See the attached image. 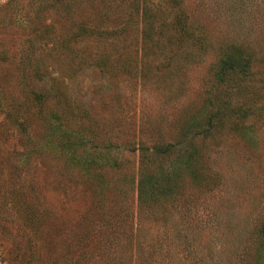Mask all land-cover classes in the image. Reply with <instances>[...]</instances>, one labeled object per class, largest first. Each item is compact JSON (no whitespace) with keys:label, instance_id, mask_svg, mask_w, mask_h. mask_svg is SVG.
Segmentation results:
<instances>
[{"label":"rangeland","instance_id":"1","mask_svg":"<svg viewBox=\"0 0 264 264\" xmlns=\"http://www.w3.org/2000/svg\"><path fill=\"white\" fill-rule=\"evenodd\" d=\"M81 1L68 11L61 2L0 0V264H16L18 256L25 252L28 237L31 241L37 237L29 247H36L41 264H61L69 255L67 248L93 247L97 239L105 237L116 249L110 255H119L124 264L134 245L139 255L141 248L136 243L131 247L132 228L129 230L128 222L120 221L136 208L132 182L136 152L130 148L136 147L137 141L150 145L154 139L173 138L184 119L197 112L202 89L207 85L203 76L208 59L204 63H190L178 76L159 79L160 83L148 80L132 85L130 81L134 80L125 75L105 77L94 65L82 62L79 55L70 57L63 53L61 59L52 61V67L46 68L48 74L57 70L58 80L63 79L62 95L49 99L37 112L27 89L31 85H44L46 78L30 74L26 64L20 63L26 59L17 48L25 46L35 30L38 35L40 24L46 19L58 25L56 30L64 29L67 20L63 17L80 11ZM219 2L206 0L205 5L193 9V18L210 30L213 37L239 39V15H233L239 5L224 11ZM250 3L247 2L246 12L242 11V25L253 27L250 35L264 50V16L254 15L248 8ZM44 60L50 62L51 58ZM120 79H127L130 85ZM65 81L67 85L63 86ZM155 85L156 90L152 88ZM235 95L231 96L233 101L239 102V94ZM243 99L255 101L249 95ZM256 100L261 103L264 94L258 92ZM77 102L89 111H82L85 112L80 113L82 117L75 112ZM50 108L55 113L50 115ZM5 109H10V115L5 114ZM58 115L64 119L61 125ZM20 116L28 123L24 130L13 122ZM221 125L226 130L224 127L221 130L220 147L208 150L206 158V168L220 173L218 188L213 194L200 193L203 198L193 209L198 221L188 232L197 251L191 252L192 260L181 262L176 258L173 264H240V252L251 253L253 261V253L259 248L254 247L256 241L251 230L259 219H264V145L259 149L242 138L239 128L234 129L237 125L234 121L225 120ZM251 125L264 140V121L259 127L257 123ZM87 126L103 142L109 139L124 147L121 155L126 158L122 159V165L99 167L91 162L82 166L80 159L70 156L59 140L60 134L74 133ZM115 152L121 156L120 150L112 151ZM189 188L187 182V192ZM29 204L42 210L36 234L30 221L24 223L26 213L17 214ZM34 206L27 207L34 209ZM103 215L106 222L93 228V221ZM161 215L165 217L168 212ZM173 216L169 215L167 224L176 220ZM142 220L148 229L147 236L161 229L158 219ZM216 224L219 226L214 227ZM90 227L94 232L91 229L86 240L76 244V238ZM143 234L144 230L140 231L139 235ZM144 255H148V250L144 249ZM154 255L161 262L167 258L163 252L150 256Z\"/></svg>","mask_w":264,"mask_h":264},{"label":"trees","instance_id":"2","mask_svg":"<svg viewBox=\"0 0 264 264\" xmlns=\"http://www.w3.org/2000/svg\"><path fill=\"white\" fill-rule=\"evenodd\" d=\"M44 1L46 3V0H35L39 4ZM47 1L61 2L68 11L76 7L78 2ZM217 1H220L224 11L239 5V10L236 8L232 11L233 15H239V39L213 37L210 30L193 18V9L205 5L206 0H82L80 11L74 16L70 13L63 17L67 20L64 29L56 30L58 25L46 19L40 24L38 35L35 30L27 38L26 45L17 48L26 59L20 60V63L26 64L30 74L35 78H46L44 85H31L27 89L37 112L43 109L49 99L62 95L63 79L58 80L57 70L48 74L46 68L51 66L52 61L61 59L63 53L70 57L79 55L82 62L85 60L94 65L105 77L125 75L134 80L130 81L132 85L137 81L140 84V81L146 83L148 80L160 83L159 79L178 76L188 64L204 63L208 59L207 71L203 76L207 85L202 89V101L197 112L184 119L173 138L164 141L152 139L150 145L137 141L136 147L130 148L136 152L132 175L136 208L129 210L127 218H121L120 221L128 222L129 230L132 228L131 247L136 243L141 251L138 255L134 250L135 245L130 248L131 254H126V264L132 261L136 264H173L176 258L184 262L191 259V252L197 251L196 242L188 232L189 227L198 221L193 209L203 198L200 193L213 194L218 188L220 173L206 168V158L208 150L220 147L223 121H234L237 124L235 131L239 128V135L252 145L259 149L264 145L262 135L256 134L255 126L251 125L253 122L259 127L264 121V100L256 103L257 93L264 94V50L250 35L253 27L242 25L241 20L242 11L246 12L249 1L248 8L254 15L258 13L264 16V0ZM48 56L51 61L45 62ZM258 65L263 68L259 69ZM120 80L130 85L127 79ZM104 88L110 89L109 86ZM152 88L155 89L156 85ZM233 94H236L235 97L239 94V102L237 99L233 101ZM247 95L255 101L246 102L243 96ZM54 105L56 108L57 104ZM74 107L79 117H82V111L89 112L80 102ZM4 112L10 115V109ZM52 113L55 112L50 108L49 114ZM58 117L61 125L64 119L62 115ZM25 119L20 116L13 122L24 130V125H28ZM70 134H60L59 140L72 158L80 159L82 166L92 162L99 167H119L123 164L122 159L126 158L121 155L124 147L109 139L103 142L90 126ZM113 150H120L121 156H116L117 152L112 153ZM187 182H190L188 192L185 189ZM27 206L34 205H26V210H20L17 214L26 213L24 223L30 221L36 234L42 210ZM163 211H167L168 215L163 217ZM175 213L177 216H173ZM151 214L155 216L151 217ZM169 215L176 220L167 224ZM149 217L160 220L161 229L147 236L148 229H145L147 227L142 219L149 220ZM93 222V228H100L99 225L106 222V217L103 215ZM257 222L251 230V236L256 241L254 247L258 245L259 248L253 253V261L251 253L240 252V264H264V219ZM218 226L216 224L214 227ZM92 227L76 238V244L84 242L91 229L94 232ZM142 230L145 234L140 236ZM36 240L37 237L32 241L29 237L26 239L25 252L18 256L16 264H41L36 247H29ZM115 241L116 236L113 239ZM144 249L148 250L146 257ZM115 250L110 239H97L93 247L78 245L76 250L67 248L69 255L61 264H124L119 255H110ZM155 252H163L167 257L165 262H161L159 256H150ZM137 257L140 261H137Z\"/></svg>","mask_w":264,"mask_h":264}]
</instances>
